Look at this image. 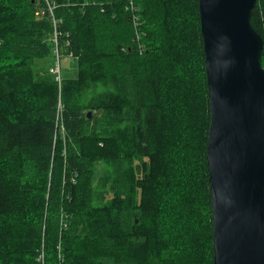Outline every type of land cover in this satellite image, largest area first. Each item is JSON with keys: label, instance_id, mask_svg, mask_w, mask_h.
<instances>
[{"label": "trees", "instance_id": "obj_1", "mask_svg": "<svg viewBox=\"0 0 264 264\" xmlns=\"http://www.w3.org/2000/svg\"><path fill=\"white\" fill-rule=\"evenodd\" d=\"M199 5L0 0V264H215Z\"/></svg>", "mask_w": 264, "mask_h": 264}, {"label": "water", "instance_id": "obj_2", "mask_svg": "<svg viewBox=\"0 0 264 264\" xmlns=\"http://www.w3.org/2000/svg\"><path fill=\"white\" fill-rule=\"evenodd\" d=\"M257 3L199 0L215 264H264V41L251 21Z\"/></svg>", "mask_w": 264, "mask_h": 264}, {"label": "rangeland", "instance_id": "obj_3", "mask_svg": "<svg viewBox=\"0 0 264 264\" xmlns=\"http://www.w3.org/2000/svg\"><path fill=\"white\" fill-rule=\"evenodd\" d=\"M49 63L51 64L49 67V71L51 74L55 75L56 78V74H54L52 72V65H54L55 60L54 59H50ZM61 77L62 80L64 81L65 79H76L78 77V61L77 58H73V57H68V58H64L62 60L61 63ZM56 81V80H55ZM59 86H62V83L59 84ZM101 169L99 165L97 168L96 173L99 174L101 172Z\"/></svg>", "mask_w": 264, "mask_h": 264}, {"label": "built area", "instance_id": "obj_4", "mask_svg": "<svg viewBox=\"0 0 264 264\" xmlns=\"http://www.w3.org/2000/svg\"><path fill=\"white\" fill-rule=\"evenodd\" d=\"M50 11L52 12V8L50 7ZM54 60L55 63L54 65H52V72L54 74H56V81L60 84L62 83V77H61V63L62 60L66 57L68 58L69 56H66V54H64L65 52H63V48L60 45L59 39H58V34L55 33L54 34Z\"/></svg>", "mask_w": 264, "mask_h": 264}]
</instances>
